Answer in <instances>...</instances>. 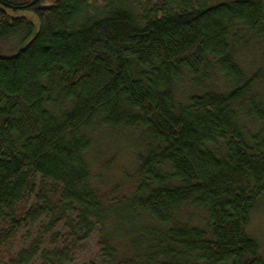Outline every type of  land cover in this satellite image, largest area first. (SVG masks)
Listing matches in <instances>:
<instances>
[{
	"label": "trees",
	"instance_id": "obj_1",
	"mask_svg": "<svg viewBox=\"0 0 264 264\" xmlns=\"http://www.w3.org/2000/svg\"><path fill=\"white\" fill-rule=\"evenodd\" d=\"M242 34L264 42V0H0V264H79L92 240L84 264H264V68L241 67ZM102 129L144 138L129 199L93 185Z\"/></svg>",
	"mask_w": 264,
	"mask_h": 264
},
{
	"label": "rangeland",
	"instance_id": "obj_2",
	"mask_svg": "<svg viewBox=\"0 0 264 264\" xmlns=\"http://www.w3.org/2000/svg\"><path fill=\"white\" fill-rule=\"evenodd\" d=\"M232 1L236 0H210V5L215 6ZM32 19L38 29L40 25L38 18L33 17ZM242 36H245V40L237 47L236 58L250 77L255 75L261 68H264V42L253 35L242 34ZM25 45L16 43L14 45L16 49H8L3 55L11 56L16 54ZM190 88L191 85H188L187 89L189 90ZM207 89L227 92L228 85L224 78L215 72V75L207 84ZM250 95L256 96L258 101L264 102V78L253 86ZM179 101L184 103V97L180 96ZM245 124L248 128L255 131L260 127L249 121H246ZM92 139L94 141L93 148L86 156V160L92 170L94 187L109 202L114 203L115 200L131 198L139 182V180L137 181L138 158L147 151V146L143 144L144 138L140 133L127 131L114 133L112 130L102 129L93 133ZM181 216L184 223H189L193 226L200 227L206 222V214L200 210H182ZM249 233L262 246L261 251L264 257V195L259 200L251 216ZM88 249L89 251H87L85 257L77 261L79 264L87 263L92 258L91 256L96 251L94 240L89 243Z\"/></svg>",
	"mask_w": 264,
	"mask_h": 264
}]
</instances>
